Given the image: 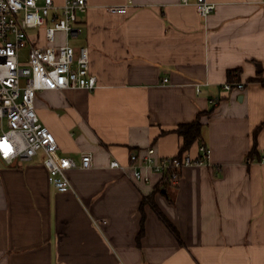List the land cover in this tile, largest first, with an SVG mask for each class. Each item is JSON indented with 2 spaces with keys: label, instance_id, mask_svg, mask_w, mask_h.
Returning <instances> with one entry per match:
<instances>
[{
  "label": "crops",
  "instance_id": "obj_1",
  "mask_svg": "<svg viewBox=\"0 0 264 264\" xmlns=\"http://www.w3.org/2000/svg\"><path fill=\"white\" fill-rule=\"evenodd\" d=\"M208 2L217 10L203 19L197 0H89L78 38L99 88L36 103L60 155H93L94 167L69 171L59 194L43 154L0 159V264H264V0ZM228 82L246 88L225 93ZM198 119L210 166L178 185L111 169L152 147L177 157L176 129Z\"/></svg>",
  "mask_w": 264,
  "mask_h": 264
},
{
  "label": "built area",
  "instance_id": "obj_2",
  "mask_svg": "<svg viewBox=\"0 0 264 264\" xmlns=\"http://www.w3.org/2000/svg\"><path fill=\"white\" fill-rule=\"evenodd\" d=\"M183 2L189 4V0ZM196 7L203 19L217 10V4L208 0H197ZM88 8L89 0H0V159L13 165L16 161L31 162L43 154L51 185L59 194L72 191L69 171L92 170L93 155H83L80 164L60 155L54 134L38 116L36 101L45 91L99 88L91 72L89 49L81 48L77 54L70 42L80 36L79 16ZM109 10L113 14L127 11L124 6ZM196 88L201 94L203 85ZM245 88L246 83L228 82L223 91ZM221 102L222 98L216 97L211 105ZM199 152L198 160L189 155L164 158L152 147L132 153L128 164L114 160L110 167L134 182L150 184L156 175L161 181L178 185L184 169L210 166V149L202 144ZM261 157L264 164V153Z\"/></svg>",
  "mask_w": 264,
  "mask_h": 264
},
{
  "label": "trees",
  "instance_id": "obj_3",
  "mask_svg": "<svg viewBox=\"0 0 264 264\" xmlns=\"http://www.w3.org/2000/svg\"><path fill=\"white\" fill-rule=\"evenodd\" d=\"M230 75L232 76L233 73H230ZM259 131H260V128L254 134L255 145H254V149L252 153L250 154L251 158L258 155L256 141H257V136H258ZM176 133L182 138V148L180 151V155H178L177 158H183V156L189 155L191 150L197 144H199V146L201 145V140L203 137V129H202V124L199 119L196 122H193L190 124H182L181 126L178 127V129H176ZM199 157L200 155L198 156V158ZM198 158H196V160H198ZM163 182L164 181H161V183ZM164 221L166 220L164 219ZM166 223L175 232L172 224L169 223L168 221H166Z\"/></svg>",
  "mask_w": 264,
  "mask_h": 264
},
{
  "label": "rangeland",
  "instance_id": "obj_4",
  "mask_svg": "<svg viewBox=\"0 0 264 264\" xmlns=\"http://www.w3.org/2000/svg\"><path fill=\"white\" fill-rule=\"evenodd\" d=\"M59 42H60V37H59ZM70 42H72V46L73 47H75L76 48V51H77V54L79 53V51H80V49H81V47L83 46L82 45V42H81V40H80V38H78V39H71V41ZM0 132H1V130H0Z\"/></svg>",
  "mask_w": 264,
  "mask_h": 264
}]
</instances>
